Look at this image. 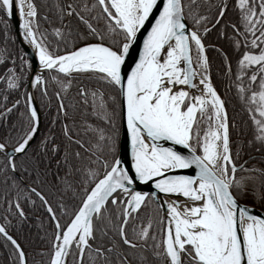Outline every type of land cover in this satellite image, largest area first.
I'll return each mask as SVG.
<instances>
[{
	"label": "snow or ice",
	"instance_id": "obj_1",
	"mask_svg": "<svg viewBox=\"0 0 264 264\" xmlns=\"http://www.w3.org/2000/svg\"><path fill=\"white\" fill-rule=\"evenodd\" d=\"M229 6V0H0L6 34L0 47V68H6L0 75V185L6 197L15 193L14 202L5 199L9 215L26 220L20 201L35 204L36 197L52 228L49 250L33 264H264V169L246 162L238 167L244 141L233 143L236 125L212 82L205 45L219 28L234 48V73L228 54L215 49L225 58L226 91L236 88L248 114V145L264 150V0H235L238 19L226 23ZM41 8L49 27L40 23ZM17 12L23 41L38 63L7 46ZM80 77L86 83L76 86V103L66 104ZM12 93L20 99L8 107ZM42 112L51 127L36 143ZM118 118L126 121L123 144ZM56 126L60 142L52 135ZM137 184L154 191L137 190ZM152 203L157 206L147 227L133 228L130 236L133 214L138 219ZM12 226L6 217L0 241L10 247L13 264H28L9 234Z\"/></svg>",
	"mask_w": 264,
	"mask_h": 264
},
{
	"label": "trees",
	"instance_id": "obj_2",
	"mask_svg": "<svg viewBox=\"0 0 264 264\" xmlns=\"http://www.w3.org/2000/svg\"><path fill=\"white\" fill-rule=\"evenodd\" d=\"M40 0H37L39 4ZM212 3L216 4L219 3V0H212ZM235 0H229V10L228 14L225 17V22H236L238 19V13L233 11L232 5H234ZM41 14V25L42 27H49V25L45 24L42 17L46 14V9H40ZM50 19H55V17H51ZM67 22V21H66ZM75 24V21H73ZM100 27H103V21L100 23ZM211 27V25H209ZM223 28V25H221ZM3 25H0V47L4 46V42L6 39V34L2 31ZM227 34L229 37L233 35L232 29L229 28L227 30ZM7 36L10 37L8 41V47L16 54H24L21 50L18 42L16 41L14 30L12 27L11 21H9V28ZM206 48H208L207 55L210 61V68H211V76L212 82L214 86L217 88L218 93L221 95V98L226 101V108L231 119L232 124L236 125L231 129L232 140L235 143L238 140L244 141V146L241 151V157L238 161V165L242 162H246V166L248 168L256 167L260 169H264V150H258L259 144L255 147H250L248 145V141H250L253 137L251 134V125L250 121L248 120V114L243 110L242 104L237 97L236 88L232 87L230 90L226 91V86L228 85L229 81L224 73L227 71L225 66V58L224 56L217 52L215 49H222L224 53H227L228 56L231 58L232 61V70L233 73L236 70V60L237 56L235 54L234 48L232 47L230 41L220 36V29H216L209 36L205 39ZM61 49L65 47L63 44L60 45ZM69 50H71V45H69ZM63 53V51H62ZM61 53V54H62ZM15 58V57H13ZM11 65L9 64L8 67ZM6 70V68H0V75ZM252 74L251 71L248 72V76L250 77ZM86 83L84 77H80L76 81H74V86L71 89L70 93L65 100L66 104H75L77 101V85L80 80ZM0 87H4V85H0ZM17 99L20 97L16 93H12L8 102V107H12L13 104ZM3 97H0V103H2ZM55 105L56 101L53 99V115H55ZM118 107V106H117ZM20 112L24 111L23 106L20 107ZM70 115L72 113V108L69 107L68 109ZM91 112V109H89ZM2 114V113H0ZM42 115V126H41V135L36 138V143L40 142L41 136L45 135L46 129L51 127L48 124V118H45L44 113ZM19 116V112L14 113L10 119L13 123L17 121ZM79 122V121H78ZM89 123L95 122L92 118H89ZM7 120H5V124ZM63 123V121H61ZM71 123V121H69ZM117 126L120 128V118L117 119ZM3 134V129H0V135ZM52 135L58 137V141L60 142V138H62V132L60 131V127L56 126L55 129L52 131ZM64 143L66 144L67 141L65 140ZM235 151V147L233 149ZM63 157V151L60 153V157L53 159L52 161V169L55 170L57 161ZM63 172H61V175ZM240 173L239 175H242ZM245 175V174H243ZM5 199H9L10 201H15V193L13 192L9 197L5 196V190L2 185H0V223H5V218L7 217L8 220H11L12 227H9V233L17 239L20 243L22 248L28 254V264H33L34 261H40L44 259L39 255L41 252H47L50 248L49 238L47 237L48 233H51L52 228L49 226V215L46 212L45 208L41 205L40 201L36 197H32V200H35V204L30 201L25 202L23 199L20 201L22 207L24 208L25 213L27 214V219L21 221V218L18 215H9L8 206L5 204ZM249 204L252 203L251 194L249 193L248 197L246 198ZM245 202L244 199L241 200ZM53 203L55 201L53 200ZM156 208V204L152 203L148 207H145L139 214V218H136V214L133 216V219L129 225V235L131 236V232L133 228H139L141 225L147 227L148 222L152 219L153 211ZM12 212H15V209H12ZM59 215V211L57 212ZM160 215H162L160 213ZM64 222L63 220L61 221ZM152 234H156V226H153ZM15 257L11 252L10 247L6 248L3 244V241H0V264H13ZM71 264V260H70Z\"/></svg>",
	"mask_w": 264,
	"mask_h": 264
},
{
	"label": "water",
	"instance_id": "obj_3",
	"mask_svg": "<svg viewBox=\"0 0 264 264\" xmlns=\"http://www.w3.org/2000/svg\"><path fill=\"white\" fill-rule=\"evenodd\" d=\"M10 21L12 23V27L14 30L16 41L18 42L23 53L27 55V59L29 61H32L33 63H38V61H36L34 59V54H33L32 48L26 42L23 41L22 34L19 30V14H18V12L12 17V19ZM146 31H147V29L144 30L143 35H146ZM90 42L95 43L96 41H90ZM142 43H143V37H141L139 44L136 46V48L130 54L129 61H128L129 69L131 66H134L135 60L138 59V53H139L140 48L142 47ZM80 46H83V45L81 44ZM28 90L31 91V89H28ZM125 140H126V121L120 119V141L123 144L125 142ZM166 146H169V145H166ZM126 150H127V159L130 161V159H131L130 138L127 139ZM118 152H119V155H121V156L123 155V149H119ZM125 166H127V164ZM238 167H239V165H238ZM136 188H137V190L144 191V192L154 191V189H152L149 185L137 184ZM156 195L158 197V201L162 203L164 201L163 194L157 193ZM181 202H182V198H181ZM241 203H244V202L241 201ZM162 215H163V213H162Z\"/></svg>",
	"mask_w": 264,
	"mask_h": 264
},
{
	"label": "flooded vegetation",
	"instance_id": "obj_4",
	"mask_svg": "<svg viewBox=\"0 0 264 264\" xmlns=\"http://www.w3.org/2000/svg\"><path fill=\"white\" fill-rule=\"evenodd\" d=\"M78 83H82V79H81V81L79 80ZM243 163H244V162H243Z\"/></svg>",
	"mask_w": 264,
	"mask_h": 264
},
{
	"label": "rangeland",
	"instance_id": "obj_5",
	"mask_svg": "<svg viewBox=\"0 0 264 264\" xmlns=\"http://www.w3.org/2000/svg\"><path fill=\"white\" fill-rule=\"evenodd\" d=\"M243 174H245V173H243ZM243 174H242V175H243Z\"/></svg>",
	"mask_w": 264,
	"mask_h": 264
}]
</instances>
